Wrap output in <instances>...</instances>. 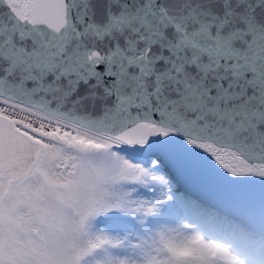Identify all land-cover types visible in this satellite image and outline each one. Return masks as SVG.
<instances>
[{
    "label": "snow or ice",
    "instance_id": "obj_1",
    "mask_svg": "<svg viewBox=\"0 0 264 264\" xmlns=\"http://www.w3.org/2000/svg\"><path fill=\"white\" fill-rule=\"evenodd\" d=\"M0 264H264V0H0Z\"/></svg>",
    "mask_w": 264,
    "mask_h": 264
}]
</instances>
